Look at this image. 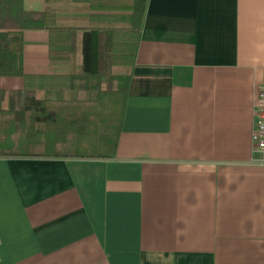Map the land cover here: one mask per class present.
Wrapping results in <instances>:
<instances>
[{
  "label": "crops",
  "instance_id": "0c3cea01",
  "mask_svg": "<svg viewBox=\"0 0 264 264\" xmlns=\"http://www.w3.org/2000/svg\"><path fill=\"white\" fill-rule=\"evenodd\" d=\"M136 1L23 0L54 26L0 88L123 117L113 157L0 152V264H264V0Z\"/></svg>",
  "mask_w": 264,
  "mask_h": 264
},
{
  "label": "trees",
  "instance_id": "16d2710c",
  "mask_svg": "<svg viewBox=\"0 0 264 264\" xmlns=\"http://www.w3.org/2000/svg\"><path fill=\"white\" fill-rule=\"evenodd\" d=\"M140 2L143 14L146 0L136 1V13H139ZM54 18L53 10L42 13L24 11L23 0H0V79L24 75V29L52 28ZM6 100L8 105L3 106L1 103ZM28 112L34 114L28 117ZM99 114L96 113L94 121L88 111L80 118L61 119L38 97L0 88V152L21 144L35 147L38 151L32 154L41 156L113 157L123 112L105 119H98ZM20 153L31 154L29 151Z\"/></svg>",
  "mask_w": 264,
  "mask_h": 264
},
{
  "label": "built area",
  "instance_id": "2783aa9c",
  "mask_svg": "<svg viewBox=\"0 0 264 264\" xmlns=\"http://www.w3.org/2000/svg\"><path fill=\"white\" fill-rule=\"evenodd\" d=\"M254 150L259 155L256 159L264 163V82L259 86L256 99V125L253 133Z\"/></svg>",
  "mask_w": 264,
  "mask_h": 264
},
{
  "label": "rangeland",
  "instance_id": "374dc122",
  "mask_svg": "<svg viewBox=\"0 0 264 264\" xmlns=\"http://www.w3.org/2000/svg\"><path fill=\"white\" fill-rule=\"evenodd\" d=\"M7 148H9V150H7ZM6 150L7 152H15V153H20V152H24V151H29L31 153H35L38 151V149H36L35 147H31L29 145L25 146V145H18V146H14V147H7ZM67 150H65L66 152ZM81 151H83V149H81Z\"/></svg>",
  "mask_w": 264,
  "mask_h": 264
}]
</instances>
